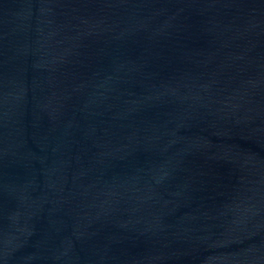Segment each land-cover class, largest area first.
<instances>
[{
	"label": "water",
	"instance_id": "obj_1",
	"mask_svg": "<svg viewBox=\"0 0 264 264\" xmlns=\"http://www.w3.org/2000/svg\"><path fill=\"white\" fill-rule=\"evenodd\" d=\"M0 264H264V0H0Z\"/></svg>",
	"mask_w": 264,
	"mask_h": 264
}]
</instances>
